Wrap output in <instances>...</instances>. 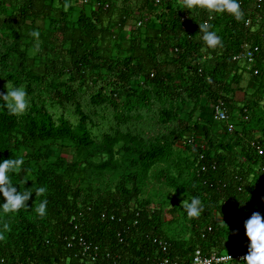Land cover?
Instances as JSON below:
<instances>
[{
	"label": "trees",
	"instance_id": "16d2710c",
	"mask_svg": "<svg viewBox=\"0 0 264 264\" xmlns=\"http://www.w3.org/2000/svg\"><path fill=\"white\" fill-rule=\"evenodd\" d=\"M238 1L239 18L199 3L186 9L185 0L159 6L155 0H0V93L24 86L30 100L17 115L0 97V159L23 156V170L10 175L20 191L33 192L18 212L4 213L0 205V264H158L165 257L191 264L197 249L246 248L248 237L234 226L253 212L264 215V156L257 151L264 143V19L258 21L255 0ZM211 15L209 30L221 38L215 47L200 31ZM246 44L261 50L259 75L233 60ZM245 74L260 86L250 85L256 91L248 92L246 105L236 99ZM202 100L210 117L209 105L225 101L231 124L241 130L231 137L225 124L213 125L206 115L203 121ZM72 109L75 122L66 116ZM143 111L150 121L124 128ZM111 120V132L97 135ZM65 145L74 155L63 154ZM158 164L195 171L185 184L167 168L157 175L188 194V202L198 196L203 204L199 216L177 205L172 213L182 220L175 232L166 228L163 210L141 198V183ZM120 167L129 170L114 190L86 183ZM41 186L48 191L35 195ZM45 198L41 217L35 209ZM189 230V238L181 234ZM81 237L98 248L97 261L84 252Z\"/></svg>",
	"mask_w": 264,
	"mask_h": 264
},
{
	"label": "clouds",
	"instance_id": "9594fccd",
	"mask_svg": "<svg viewBox=\"0 0 264 264\" xmlns=\"http://www.w3.org/2000/svg\"><path fill=\"white\" fill-rule=\"evenodd\" d=\"M185 3L187 5L186 9L199 3L209 9L217 11L227 10L234 13L237 18L240 17V5L238 0H185ZM140 25L141 23L139 26ZM209 29L210 26L208 24L200 25L203 40L208 46L215 47L221 43V38L214 31ZM253 67L255 69V65ZM253 67H250L249 65V68ZM6 89V92L0 93V97L6 101L8 109L13 114L17 115L25 113L30 106L29 94L26 88L24 86H10ZM215 104L211 103L209 105L212 116L211 123L213 125L216 124L214 123L213 118ZM23 164V156L15 159L12 157L0 159V194H2L4 198V202L0 205H2L4 213H15L21 208L26 206L29 207L27 202L32 198L33 192L28 191L27 189L20 191L13 183L10 175L12 173L21 172L23 170ZM47 191L48 189L46 186L37 187L35 195L42 196ZM47 206V198L42 199L35 211L42 217L47 214ZM183 206L189 216H199L203 210L202 201L198 196H193L190 202H187L185 199L183 201ZM5 227H7V225H5ZM245 229L246 236L248 237L250 243L248 245V252L242 258L241 264H264V215H262L259 211L253 212L252 215L245 221Z\"/></svg>",
	"mask_w": 264,
	"mask_h": 264
},
{
	"label": "rangeland",
	"instance_id": "374dc122",
	"mask_svg": "<svg viewBox=\"0 0 264 264\" xmlns=\"http://www.w3.org/2000/svg\"><path fill=\"white\" fill-rule=\"evenodd\" d=\"M30 56L35 57L36 51L31 50ZM241 70H243L245 72L244 69H241ZM243 74L244 73H242V76H243ZM242 80H243L241 83L242 88L237 92L236 97L238 98V101L240 104H245L246 100L248 98V92H251V95H252V93H254L256 91V90L253 91L254 88L257 89L260 86L259 85L256 86L255 84H253L252 81H250V75L249 74H245L244 78L242 77ZM93 85L94 84H91V86H93ZM250 85H252L253 90H251L252 88L250 87ZM202 103L203 104L200 105V107H202V109L199 111L201 113L203 111L204 112L202 113L203 115L200 117L203 119V121H207L209 119L208 122H211V117H210L209 111L207 110L208 107L206 105H204V100H202ZM85 107L86 108H84V109L86 111L90 112L89 108H91V107L88 105L87 102H86ZM200 107H199V109H200ZM203 107L205 108V110H203ZM90 113H92V111ZM137 115L138 116H136L133 119L134 124L130 125V126L126 125L124 127L125 129H129V127L130 128H136L138 126H141L146 121H150V119L152 117L151 114H148L147 112H144V111L142 113L138 112ZM239 115H240V108H239L238 112H236V114L234 115L236 117L235 119H238ZM66 116L75 122L76 116L74 114L73 109L70 112L66 113ZM205 117H206V119L207 118L208 119L205 120ZM156 118H158V116H156ZM112 127H113V123L111 120V121L104 122L102 124L100 130L98 128H96L95 131H96L97 135L103 136L105 133L111 132L110 129ZM234 128H235V130H241V127H239V129H236L238 127L235 125H234ZM149 131H151V128ZM225 134H226L225 132L220 131L221 136L226 137L227 135H225ZM231 137H232V134H231ZM231 137H229L228 139H230ZM179 145H181V144H179ZM65 146L66 147H64L62 149L63 154L65 153L68 156L71 154L74 155V149L68 147L67 145H65ZM178 148H182V147L178 146ZM52 154L54 156H56V155H59L60 153H58V154L52 153ZM120 158H121V155H120ZM185 158L190 159V157L188 155H185ZM164 169L168 170L175 178H177V180L180 184H185V183H188L189 181H191V179L193 178V173H195V171H193L192 169L185 170L184 165L182 167V170H179V168H177V166L176 167L175 166L168 167L164 164H158L151 169V171L148 173L146 179L143 180V182L141 183V186H140V187H142L141 198H143L145 200L146 199L150 200L152 202V206L154 208L162 209L164 212V222H165L166 228H170L175 232L176 231L175 229L177 227H179V225H181L180 221L182 220V218L181 217H174L172 212L174 211V208L177 205L178 206L183 205V201L185 199L188 202L190 196L186 193H183L182 191H180L176 188L169 187L168 184L164 183L163 181H161L160 178L157 177V175ZM128 170L124 167H120L119 169H117L116 172L113 171L108 176L99 177V178H86L85 180H86L87 184H92V186L101 188L104 191H107V188L114 190L116 188V186L118 185V183L123 179V177H126ZM239 226H240V224L238 226H234V227L237 228V230L241 234V236H243L244 234L246 235L245 224H242L241 227H239ZM238 227H239V229H238ZM186 233L181 232V234L186 235V238H189L192 234L190 230ZM192 235H194V233ZM183 236H181V238Z\"/></svg>",
	"mask_w": 264,
	"mask_h": 264
},
{
	"label": "built area",
	"instance_id": "2783aa9c",
	"mask_svg": "<svg viewBox=\"0 0 264 264\" xmlns=\"http://www.w3.org/2000/svg\"><path fill=\"white\" fill-rule=\"evenodd\" d=\"M165 1L166 0H155V6L162 5ZM179 1L182 2V0H179ZM255 1H256L257 6L259 7L258 9L260 10L258 12V17L260 18L258 21H262L264 19V8H263L264 0H255ZM239 5L241 6L242 3L239 2ZM243 16L244 15H242V12H240V17H243ZM214 19H215L214 16L211 15V16H209L208 20L205 21L204 24L210 25L211 22L214 21ZM252 24H253L252 18L248 17L245 19V25L247 28H251ZM260 53H261V50H260L259 46H253V45L246 44L242 48V50L234 56L233 60L235 62L245 63V64L250 65V67L251 66L253 67L256 64V61H257ZM260 72L261 71L259 69H256L254 71V74L259 75ZM213 118H214V123L220 124V125L225 124L228 133L232 134L235 131L234 125H232L230 122V115L228 113L225 101L219 100L218 102H216V104L214 106ZM248 119H249V117L246 116L245 120L247 121ZM253 145H254V143H253ZM257 151L259 152V154L261 156H264V143H262V144L260 143L257 145ZM79 243H80V245H85V251L84 252L87 253L89 256H91L92 262L97 261L98 254H99L98 248H93V247L91 248L90 246H86V243H85V240L83 237H81V239H79ZM249 243H250V241L248 242V244L246 245V248L244 250H242L240 252H232V253L212 252L210 254H204L200 249H197L195 251L193 257H192L191 264H231L233 262L241 263L242 258L248 252ZM159 244L162 246V248L165 252H168L169 245L167 242L161 240V241H159ZM72 245H73V242H70L68 246L71 247ZM158 264H184V263L180 262L178 260L174 261L169 257H165Z\"/></svg>",
	"mask_w": 264,
	"mask_h": 264
},
{
	"label": "crops",
	"instance_id": "0c3cea01",
	"mask_svg": "<svg viewBox=\"0 0 264 264\" xmlns=\"http://www.w3.org/2000/svg\"><path fill=\"white\" fill-rule=\"evenodd\" d=\"M126 32L128 33V32H130V31L127 29V31H126ZM260 35H262V34H260ZM246 77H247V76H246ZM236 99L238 100V98H237V97H236ZM207 107H208V105H207ZM199 110H201V109H199ZM200 122H201V121H200ZM200 122H199V124H201V123L203 124V122H201V123H200ZM199 132H202V131H199Z\"/></svg>",
	"mask_w": 264,
	"mask_h": 264
}]
</instances>
